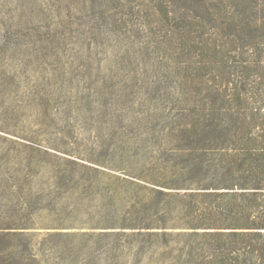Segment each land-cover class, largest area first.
I'll return each instance as SVG.
<instances>
[{"label": "trees", "instance_id": "obj_1", "mask_svg": "<svg viewBox=\"0 0 264 264\" xmlns=\"http://www.w3.org/2000/svg\"><path fill=\"white\" fill-rule=\"evenodd\" d=\"M244 1L231 0L234 8L228 16L223 0H153L147 6V23L158 34L141 45L173 49L179 66L180 80L167 92L171 111L165 114L163 103L156 101L157 84L143 90L137 82L115 80L111 72L106 79L100 60L90 52L76 65V52L63 53L67 70L61 68L59 58L55 60L49 68L55 79L48 82L49 88L32 95L42 109V118L34 122L54 126L55 119L42 105L44 96H52L66 107L61 111L63 119H58L76 122L81 118L88 132L84 139L93 145L80 147L83 143H78L73 130L69 141L61 138L59 142L45 137L46 131H34L14 134L21 139H15L10 149L25 152V167L32 168L31 174L50 166L54 190L49 205L54 209L63 205L66 210L58 225L77 227L74 221L79 218L91 228H119L115 241L120 240L118 235L131 232L134 244L159 236L179 242L167 238L170 234L165 229L179 226L169 223L175 219L170 212L179 210L181 225L192 229L176 249L187 257V263L213 257L228 264H264V115L260 130H244L253 123L228 103L230 73L225 68L230 50L245 45L238 41L242 32L264 30L261 0H251L250 6ZM41 59L46 63L48 53L26 58L27 69L46 78L49 70L37 64ZM19 77L14 73L8 80ZM5 92L0 87V106L12 104L5 100L11 91L7 98ZM150 107L153 114L147 112ZM8 110L5 107L6 116ZM56 128L65 135L62 127ZM0 131L17 133L5 121ZM5 141L6 136L0 134V142ZM69 143L77 147L71 149ZM109 180L118 187L122 211L103 217L105 213H98L106 206L83 193ZM96 215L99 219L95 220ZM9 234L1 233L0 239ZM0 264L10 262L0 256Z\"/></svg>", "mask_w": 264, "mask_h": 264}, {"label": "rangeland", "instance_id": "obj_2", "mask_svg": "<svg viewBox=\"0 0 264 264\" xmlns=\"http://www.w3.org/2000/svg\"><path fill=\"white\" fill-rule=\"evenodd\" d=\"M152 1L0 0V87L6 88L4 98H7L8 91H11V96L5 100L12 102L0 106V125H3L4 121L9 122L10 129L17 132L10 134L12 132L0 131L1 136L7 138V141L0 142V234H18L15 237L9 234V237L0 239V256L4 262L228 264L225 260L213 257L201 262L187 263V257L179 255L180 252L176 249L184 244L187 231L192 230L181 225L182 222L178 219L179 210L170 212L175 219L169 222L179 226L165 228L170 234L167 238L178 239L179 242H167L159 236L134 244L131 232L118 235L120 240L115 241L116 234L120 233L117 232L119 228H91L84 225L83 220L79 218L74 221L78 223L77 227L58 225V218L63 217L66 210L63 205H57L55 209L49 205L54 190L49 178L50 166L44 167L39 174H31L32 168L25 167V152L10 149L13 143L15 144V139H21L15 135H32L34 131H46L45 137L59 142L61 138L69 141L73 130L78 143H83L80 147L93 145L84 139L88 132L81 118L76 122L58 119H63L61 111L66 107L54 101L52 96L47 97L48 101L44 96L42 105L43 108L49 109V117L55 119L54 126L36 125L34 122L35 119L42 118V109L36 105V101H32V95L41 88L48 87V82L55 79L49 68L57 58L61 60V68L64 66L67 70L69 63L65 64L63 53L76 52L73 55L76 65L90 52L92 57L100 60L101 73L106 79L111 72L115 80L125 84L137 82L143 90L157 84L159 91L155 95L159 99L156 101L165 106H162V114L171 111V102L168 101L170 95L167 92L180 80L174 50H158L155 44L154 47L150 44L145 48L140 43L158 34L157 28L147 23L149 20L145 14ZM261 2L264 7V0ZM176 3H179V0H176ZM244 3L247 6L253 4L251 0H245ZM222 6L228 10L227 16L232 14L234 6L231 0H223ZM163 32H166V26ZM238 41L245 45L237 50H230L229 62L225 64L226 71L230 73L227 101L230 102L231 108L237 107L239 112L243 113L246 122L253 123L246 125L244 130L252 128V131H257L260 130L259 121L264 115V30L258 33L244 31ZM45 52L48 53V60L44 63L41 59L37 64L39 68L49 70L50 74L47 71L46 78L29 72L26 64V58L32 55L41 57ZM50 63L51 65H48ZM220 64L215 65L219 67ZM14 73L21 74L19 80H8ZM52 90L53 88L49 92ZM12 105L15 108H12ZM5 107L9 109L7 116ZM153 111L150 107L147 112L153 114ZM144 114L146 112L135 113L134 116ZM13 124H16L15 128ZM56 127H62L65 135L57 133ZM92 134L90 132V136ZM69 144L71 149L77 147L76 144ZM21 159L22 165L18 163ZM126 160L130 161L131 157ZM127 161L123 163L127 164ZM91 188L83 194L87 198H93L95 203L106 206L105 209H100L99 215L105 213L104 217L108 213V216H112L122 211V198L118 197V187L113 180ZM98 209L93 208L95 211ZM97 218L99 219V216L96 215L95 220ZM165 243H168V246H165Z\"/></svg>", "mask_w": 264, "mask_h": 264}]
</instances>
